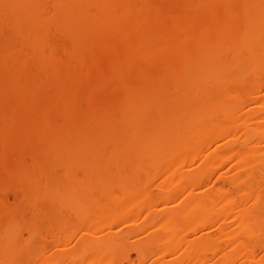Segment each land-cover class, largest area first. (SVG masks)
<instances>
[{
  "label": "bare ground",
  "instance_id": "obj_1",
  "mask_svg": "<svg viewBox=\"0 0 264 264\" xmlns=\"http://www.w3.org/2000/svg\"><path fill=\"white\" fill-rule=\"evenodd\" d=\"M0 264H264V0H0Z\"/></svg>",
  "mask_w": 264,
  "mask_h": 264
}]
</instances>
